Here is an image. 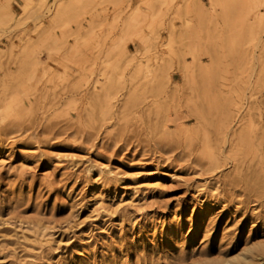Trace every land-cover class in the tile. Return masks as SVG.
<instances>
[{
    "label": "rangeland",
    "instance_id": "374dc122",
    "mask_svg": "<svg viewBox=\"0 0 264 264\" xmlns=\"http://www.w3.org/2000/svg\"><path fill=\"white\" fill-rule=\"evenodd\" d=\"M0 264H264V0H0Z\"/></svg>",
    "mask_w": 264,
    "mask_h": 264
},
{
    "label": "bare ground",
    "instance_id": "6f19581e",
    "mask_svg": "<svg viewBox=\"0 0 264 264\" xmlns=\"http://www.w3.org/2000/svg\"><path fill=\"white\" fill-rule=\"evenodd\" d=\"M245 37V36H244ZM247 38V37H246ZM223 126H224V124H222V127H220L221 129L223 128ZM109 173H113V171L111 170ZM102 179L104 178V177H101Z\"/></svg>",
    "mask_w": 264,
    "mask_h": 264
}]
</instances>
